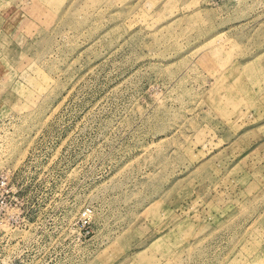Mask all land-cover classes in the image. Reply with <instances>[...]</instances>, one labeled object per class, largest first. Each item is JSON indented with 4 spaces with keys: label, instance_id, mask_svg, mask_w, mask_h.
<instances>
[{
    "label": "rangeland",
    "instance_id": "1",
    "mask_svg": "<svg viewBox=\"0 0 264 264\" xmlns=\"http://www.w3.org/2000/svg\"><path fill=\"white\" fill-rule=\"evenodd\" d=\"M0 264H264V0H0Z\"/></svg>",
    "mask_w": 264,
    "mask_h": 264
},
{
    "label": "built area",
    "instance_id": "2",
    "mask_svg": "<svg viewBox=\"0 0 264 264\" xmlns=\"http://www.w3.org/2000/svg\"><path fill=\"white\" fill-rule=\"evenodd\" d=\"M3 184H5V181H2Z\"/></svg>",
    "mask_w": 264,
    "mask_h": 264
}]
</instances>
